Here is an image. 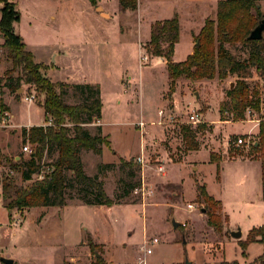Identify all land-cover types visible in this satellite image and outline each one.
Returning a JSON list of instances; mask_svg holds the SVG:
<instances>
[{"label":"rangeland","instance_id":"obj_1","mask_svg":"<svg viewBox=\"0 0 264 264\" xmlns=\"http://www.w3.org/2000/svg\"><path fill=\"white\" fill-rule=\"evenodd\" d=\"M11 1L21 15L14 33L23 37L26 50L46 79L56 85L99 87L100 124L107 145L103 156L83 151L82 158L86 174L98 176L106 193L113 199L121 196V201L111 207L87 206L76 190H68L65 208L21 210L14 205L21 190L41 182L36 176L23 181L22 167L14 165L21 157L27 160L34 150L30 143H23L22 130L29 119L35 124L45 122L44 95L19 82L20 71L10 80L12 61L1 47V256L10 255L14 264H91L98 255L106 256L109 263L133 264L143 238L157 237L160 242L154 246L152 264H184L187 258L192 264H256L255 259L264 254V244H250L244 256L240 243L263 221L260 163L254 159V145L256 120L264 116L247 111L245 121H220V108L227 91L234 87L233 78L224 82L181 79L171 94L168 45H160L161 57L155 56L159 51L150 45L151 26L177 15L180 41L172 60L185 61L194 52L206 21L216 20L217 4L222 0H174V6L165 0H139L136 12L121 11L118 0H109L112 7L108 11L102 9L101 0L95 5L89 0ZM258 1L264 13V0ZM3 8L0 5V11ZM3 43L0 39V45ZM226 48L241 60L248 57L240 44ZM142 56L147 60H141ZM247 83L260 93L264 104V82L254 75ZM64 90L69 104L79 101L75 91ZM30 94L36 100L28 106L24 97ZM161 110L164 117L159 115ZM193 113L211 130L198 134L199 150L190 152L180 128ZM172 117L180 123L159 124L160 119L170 121ZM97 128L90 132L96 134ZM239 139L253 146L241 145ZM25 146L29 152L23 151ZM141 156L145 167L138 163ZM56 158L57 153L45 154L42 164ZM120 159L135 165L124 167ZM102 164L113 167L101 174L98 167ZM160 165L165 173L157 171ZM142 183L152 195L139 191ZM202 185L224 205L222 233L209 223L207 203L197 190ZM173 219L181 224L177 230L172 227ZM228 225L241 228L243 238H232Z\"/></svg>","mask_w":264,"mask_h":264},{"label":"trees","instance_id":"obj_2","mask_svg":"<svg viewBox=\"0 0 264 264\" xmlns=\"http://www.w3.org/2000/svg\"><path fill=\"white\" fill-rule=\"evenodd\" d=\"M93 5L96 0H89ZM4 8L0 11V39L7 51L13 68L8 72L9 78L16 71H20L19 82L36 87L44 95L42 108L45 111L47 126L23 128V143H30L34 150L27 160H21L14 166L22 167L23 181H32L34 176L44 167H50L52 172L41 182L32 184L21 190L14 205L21 209L35 207L64 208L70 197L68 190H76L77 196L87 206L111 207L120 205L121 196L111 198L104 189V183L98 176H88L82 161V152L91 151L97 156L103 154V146L107 140L102 136L101 127L92 134L86 125L101 119L102 102L100 89L93 85H56L41 73V66L33 62L32 53L26 50L23 37L14 33V24L20 21L21 15L15 9L11 0H0ZM139 0H119V7L123 12H135ZM264 18V13L258 0H222L217 4L216 20H207L202 28L198 42L199 47L187 59L180 63L173 62L175 46L180 41L179 18L175 15L170 20L156 21L151 26L150 45L157 51L161 44H167L169 52L166 57L169 76L170 92H176V84L181 79L191 82L219 80L224 82L229 78L235 79L234 87L226 93L227 100L220 108V121L239 122L246 120L247 111L264 116V104L260 93L250 88L248 79L257 75L264 82V39L251 41L248 39L251 31ZM242 45L248 51V57L241 60L230 53L227 45ZM155 56L161 57L159 51ZM19 86V85H17ZM10 88H13L11 86ZM65 88L75 91L79 101L69 104L66 99ZM59 89V91H58ZM76 95V94H75ZM76 97V96H74ZM227 114V116L225 115ZM211 126L200 123L182 124L180 134L187 151H198V134L210 131ZM255 158L261 162L262 199L264 201V117L260 118L257 141L254 145ZM57 153L56 160L50 164H42L46 155ZM214 156L211 155V158ZM124 167L134 166L133 161L120 159ZM113 167L102 164L99 173ZM219 171V166H218ZM200 198L207 203L210 213V225L218 232L224 230L222 221V203L214 200L206 192L205 187L198 186ZM81 194V196H80ZM8 209H12L7 206ZM227 219V218H226ZM228 220V219H227ZM252 243L264 244V226L253 228L247 241L241 242L243 255ZM3 258V257H2ZM0 258V260L2 259ZM256 264H264V254L255 260ZM91 264H108L103 256L96 258ZM221 264H229L222 262ZM235 264V263H233Z\"/></svg>","mask_w":264,"mask_h":264},{"label":"built area","instance_id":"obj_3","mask_svg":"<svg viewBox=\"0 0 264 264\" xmlns=\"http://www.w3.org/2000/svg\"><path fill=\"white\" fill-rule=\"evenodd\" d=\"M141 60L146 61L147 57L142 56ZM24 100L28 104H32L36 100V96L34 94L26 95L24 97ZM159 115L161 117H164L165 112L161 110L159 112ZM174 123L177 124V123H180V121H178L176 118L172 117L170 121H169V119H165V120L160 119V122H159V124H161V125H169V124H174ZM186 123L197 125V124H200L203 122L201 121L200 115L198 113H193L189 116V119ZM51 124H52V122L50 121L48 125H51ZM238 143L241 145H245L246 147H249V148H251L253 146V144H251V143H245L243 139H239ZM23 151L29 152V147L25 146L23 148ZM138 163L143 165V167H145V162H144L143 156L138 158ZM157 171L160 173H165L164 165H160L157 168ZM51 172H52V170L50 169V167H44L35 176L38 178L39 181H43L46 178V175L50 174ZM0 181H1V179H0ZM139 191L142 192L143 195H148V196L152 195L151 190H146L145 183L144 184L142 183V186L139 188ZM159 242H160V240L157 237H153V238L144 237L142 243L138 247L137 255L135 257L133 264H152L151 257L154 254V246L157 245Z\"/></svg>","mask_w":264,"mask_h":264},{"label":"crops","instance_id":"obj_4","mask_svg":"<svg viewBox=\"0 0 264 264\" xmlns=\"http://www.w3.org/2000/svg\"><path fill=\"white\" fill-rule=\"evenodd\" d=\"M150 1H152V0H149V2ZM174 0H165V2H167V3H169V2H171L172 4V6H174V2H173ZM118 2H119V0H118ZM218 2V1H217ZM216 2V3H217ZM119 4V3H118ZM100 5H101V7H102V9H104L105 11H108V8H110V7H112L111 6V4H110V2H109V0H101V2H100ZM138 10V9H137ZM136 10V11H137ZM135 11V12H136ZM109 17H111L110 15H109ZM150 32H151V29H150ZM175 48H176V46H175ZM189 55H191V53L189 54ZM33 104V103H32ZM29 105H31V104H28V106ZM42 110H43V112H44V115H45V111H44V109L42 108ZM12 116V118H13V115H11ZM45 122L43 123V124H35L33 121H32V119L30 120H28V123L26 124V125H24V127L26 128V127H34V126H47L48 124H49V122H47V119H46V116H45ZM257 121V125H259V122H260V119H258V120H256ZM256 125V126H257ZM94 126H99V127H102V125L100 124V120H98L97 121V123L95 122V123H93V124H89V125H86L85 127H88V128H86V129H88L89 131H91V129L90 128H92V127H94ZM102 135H103V130H102ZM103 153H104V148H103ZM101 156H103V154L101 155ZM17 159H20V158H18L17 157ZM82 161H83V164H84V160H83V158H82ZM234 162H236V161H234ZM247 161H244L243 163H246ZM259 163H260V179H261V162L259 161ZM100 167V166H99ZM98 167V168H99ZM84 169H85V165H84ZM86 172V171H85ZM262 183V182H261ZM222 203V202H221ZM65 207H67V206H65ZM64 207V208H65ZM222 207H223V211H224V205H223V203H222ZM41 208H44V207H41ZM10 212H12V211H10ZM229 219V218H228ZM262 222L260 223L261 225H259L258 227H262V226H264V211H263V213H262ZM228 224H229V221H228ZM257 227V228H258ZM256 228V227H255ZM238 229V228H237ZM237 229H231L230 228V226L228 225V230L230 231V232H232V231H236ZM241 229V228H240ZM242 230V229H241ZM252 230V229H251ZM251 230H249V232L251 231ZM242 233H243V231H242ZM249 234V233H248ZM243 236H244V233H243ZM243 238V237H242ZM139 247V246H138ZM138 251V250H137ZM136 255H137V252H136ZM10 255H6L5 257H9ZM261 256V255H260ZM259 256V257H260ZM2 257H4V256H1V254H0V258H2ZM104 257V259L106 260V262L108 263V264H115V263H109V261L110 260H108L107 259V257L106 256H103ZM136 257V256H135ZM135 260V259H134ZM256 260V259H255ZM1 261V260H0ZM134 262V261H133ZM19 264V263H18ZM121 264H124V263H121Z\"/></svg>","mask_w":264,"mask_h":264},{"label":"water","instance_id":"obj_5","mask_svg":"<svg viewBox=\"0 0 264 264\" xmlns=\"http://www.w3.org/2000/svg\"><path fill=\"white\" fill-rule=\"evenodd\" d=\"M249 40L251 41H260L264 39V19H262L259 24L251 31L249 37ZM200 43H196V47H199ZM233 88V87H232ZM180 222L177 220L173 219L172 220V227L174 230H177L180 227ZM230 236L236 240H241L243 237L242 230L238 228L236 231L230 232ZM100 256L98 255L97 258ZM1 262L3 264H14V260L11 259L10 257H3L1 259ZM184 264H192V262L187 258Z\"/></svg>","mask_w":264,"mask_h":264}]
</instances>
